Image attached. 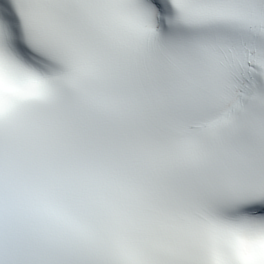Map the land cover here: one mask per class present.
I'll return each instance as SVG.
<instances>
[{
    "label": "snow or ice",
    "instance_id": "6c2138e0",
    "mask_svg": "<svg viewBox=\"0 0 264 264\" xmlns=\"http://www.w3.org/2000/svg\"><path fill=\"white\" fill-rule=\"evenodd\" d=\"M0 264H264V0H0Z\"/></svg>",
    "mask_w": 264,
    "mask_h": 264
}]
</instances>
